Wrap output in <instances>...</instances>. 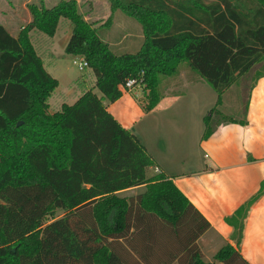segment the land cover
<instances>
[{"label": "trees", "instance_id": "1", "mask_svg": "<svg viewBox=\"0 0 264 264\" xmlns=\"http://www.w3.org/2000/svg\"><path fill=\"white\" fill-rule=\"evenodd\" d=\"M140 24L137 48L112 46L102 24L86 21L76 0L28 5L31 19L12 35L0 22V264H217L204 262L196 243L208 221L164 174L146 176L151 156L107 110L119 86L143 77L144 111L158 104L160 76L181 62L222 94L240 78L264 76V0H107ZM60 19L71 25L64 51L79 55L95 88L50 112L58 86L29 32L52 37ZM230 115L203 117L201 139ZM18 122H21L17 125ZM144 186L123 196L121 191ZM225 221L238 244L249 207ZM57 210L61 216L54 217ZM51 217V218H49ZM222 264H247L229 244L214 255Z\"/></svg>", "mask_w": 264, "mask_h": 264}, {"label": "crops", "instance_id": "2", "mask_svg": "<svg viewBox=\"0 0 264 264\" xmlns=\"http://www.w3.org/2000/svg\"><path fill=\"white\" fill-rule=\"evenodd\" d=\"M95 1L101 8L91 5L92 8H88L89 13L112 12L107 0ZM119 11H121L119 8L113 10V12ZM88 17H90L89 14L84 16V18ZM61 22L70 32L72 25L60 19L58 26ZM140 32L142 31L137 23L131 25L130 21L125 20L115 28V35L107 30L105 38L116 47L123 45L135 49L142 38ZM184 68L186 71L178 69L172 76H160V99L152 110L144 111L142 108L144 102L140 105L142 116L150 117L147 128L142 130V139L137 136L153 161L154 170L149 172L152 166L148 167L146 176L164 174L208 221L210 228L196 241L204 262L222 264L214 259V255L222 246L229 244L237 250L247 264H264V193L249 207L238 244L236 239L232 238V227L225 221V217L232 215L244 201L254 195L264 181V76L258 78L249 89L248 99L243 109L244 117L236 118L244 119L246 124L224 121L212 136L202 140V132L197 138L193 136L196 120L192 115L189 118L186 114L188 105L185 106L178 100L188 93V88L191 91L203 93L204 90L209 91L210 85L195 71H191L188 64ZM48 73L56 78L50 72ZM86 76L90 84L86 83ZM70 85L72 89L68 92L65 94L60 92L57 93V97L55 96L54 101L63 99L60 108L62 104H73L87 90L93 92L95 77L92 70L86 73L81 82L73 80L70 81ZM233 88L234 85L230 86L226 92ZM130 92L131 90L122 93L120 98L112 103L104 101L110 114L126 129L129 127L126 126L124 119L128 120L130 113L119 110L118 106L125 98L127 102L132 100ZM66 98L70 103L65 102ZM132 102H135L134 98ZM48 104L50 112L59 110L56 108L51 110L50 103ZM179 126L184 129L179 132L181 145L176 146L175 136L167 133L166 128L168 132L169 127L179 131ZM159 127L163 129L161 135L158 132ZM195 146L203 154V163L191 168L188 165H190L189 160L196 155L193 151ZM176 161L182 163H179L180 168L171 170V165ZM143 188L144 186L132 187L119 194L129 197L140 193ZM171 264L179 263L174 261Z\"/></svg>", "mask_w": 264, "mask_h": 264}, {"label": "rangeland", "instance_id": "3", "mask_svg": "<svg viewBox=\"0 0 264 264\" xmlns=\"http://www.w3.org/2000/svg\"><path fill=\"white\" fill-rule=\"evenodd\" d=\"M59 0H0V22L11 32L13 35H17L20 27L26 25L30 19V12L28 5L34 4L39 5L42 3L45 7H50L53 4L57 3ZM78 9L82 13L83 16H86V14H89L90 17L85 18L86 21L89 22H95L96 25L102 24L109 16H111L109 23L107 24L106 28L108 32L114 34L115 28L117 26H120L122 24V21H130L131 25L132 23H137L138 26L140 24L136 22L135 20L129 18L126 16L123 12H94L89 13L90 10L88 8L92 6L100 7L95 0H76ZM89 3V4H88ZM92 3V4H91ZM97 3V4H96ZM98 5V6H97ZM92 8V7H91ZM63 21V20H62ZM64 21H66L64 19ZM130 28V27H128ZM68 27H64L63 22L58 26V28L55 31V34L52 37L46 36L42 34L41 32L37 30H32L29 32V37L32 45L34 46L36 52L40 56L43 66L46 69L47 72H50L52 75H54L58 79V86L56 89L52 92L51 97L48 98V102L50 103V109H60V104L62 100L56 99L54 101L55 96L57 93H66L70 89H72L70 85V81L73 80H80L82 81V78L86 75V73L90 70L89 67H85L84 69L80 70L78 69L75 62H81L82 57L79 55H71L64 51L65 45L68 41L69 35L71 33L67 31ZM132 30V29H131ZM142 34V32H140ZM51 39V40H50ZM111 45V41L109 42ZM136 43H138L136 41ZM136 45V44H133ZM113 46V45H112ZM132 46V44H131ZM53 53V54H52ZM179 66L180 70H185L184 67H186V62H181ZM185 63V64H184ZM190 69V68H189ZM193 71V70H191ZM251 74L247 76H244L240 78L236 83H234V88L225 91L222 94L221 97V103L216 104V92L212 89L211 86L209 91L204 90L205 92L197 93L196 91H191L190 88H188V93L183 95L178 101H180L185 106L188 105L186 114L189 118H191V115L193 118H195L196 123V129H195V135H193L195 138L199 137L201 132L203 131V117L210 115L211 112L215 114H227L230 115L233 118H239L244 117L243 109H245V104L247 102V96L249 93L250 85L254 82L253 78L251 79ZM174 75V74H173ZM172 76V75H170ZM169 77V76H167ZM86 83L89 82V78L85 77ZM79 83V82H77ZM208 85V84H207ZM159 87V85H158ZM206 87V86H205ZM243 87L244 89H242ZM229 89V88H228ZM93 92L97 96H101V93L97 88H93ZM161 93L159 92V95ZM130 96L134 98L135 102L132 100H123L119 104V110L124 112H129L130 116L128 117V120L124 119V122L126 126L129 127V129L134 132L136 136H139L142 139V130L147 128V121L150 119L148 116H142V109L140 105H142V102H146L145 99V91L143 87L141 86H135L133 89H131ZM57 97V96H56ZM65 102L70 103L68 98L64 99ZM125 101V102H124ZM163 101V100H162ZM57 102V103H56ZM53 104L56 106H53ZM58 104V105H57ZM143 108V107H142ZM179 131H177L175 128L169 127V132L167 131L168 128H166V132L170 133L171 136L174 137L175 145H181L179 132L182 131L184 128L182 126H179ZM190 127H188L189 129ZM163 129L159 127V135H161ZM190 130V129H189ZM196 155L193 159L189 160L188 166H200L203 163L202 153L200 152L199 148L197 149V146H195L193 150ZM179 163L181 162L176 161L175 164L171 165V170L179 169ZM187 166V167H188ZM154 170V167H150L148 170L149 172H152ZM189 170V169H188ZM63 212L61 210H57L54 214V217L61 216ZM51 218V217H49Z\"/></svg>", "mask_w": 264, "mask_h": 264}, {"label": "built area", "instance_id": "4", "mask_svg": "<svg viewBox=\"0 0 264 264\" xmlns=\"http://www.w3.org/2000/svg\"><path fill=\"white\" fill-rule=\"evenodd\" d=\"M74 63L77 65L78 69H80V70H82L85 67H87V62L83 58H82V61L81 62H75L74 61ZM143 85H144V83H143V77L142 76H138L136 78H129V79H127L124 82V84H122V85L119 86V91L121 93H124V92L130 91L135 86H140L141 87Z\"/></svg>", "mask_w": 264, "mask_h": 264}, {"label": "water", "instance_id": "5", "mask_svg": "<svg viewBox=\"0 0 264 264\" xmlns=\"http://www.w3.org/2000/svg\"><path fill=\"white\" fill-rule=\"evenodd\" d=\"M21 122H18L17 125H19Z\"/></svg>", "mask_w": 264, "mask_h": 264}]
</instances>
